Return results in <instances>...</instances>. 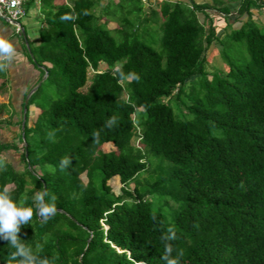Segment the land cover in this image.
Masks as SVG:
<instances>
[{"label": "trees", "instance_id": "obj_1", "mask_svg": "<svg viewBox=\"0 0 264 264\" xmlns=\"http://www.w3.org/2000/svg\"><path fill=\"white\" fill-rule=\"evenodd\" d=\"M101 1L26 2L28 15L40 12L38 40L23 27L22 48L40 75L22 102L25 169L0 161V189L28 207L39 194L57 211H34L18 235L46 264H166V244L177 264H264V32L251 13L264 0H241L246 20L224 36L207 12L230 17L233 0H164L157 10L118 0L97 15ZM228 40L251 59L224 48L226 73L210 76L208 53ZM0 76L5 90L3 64ZM12 148L0 143V157ZM14 251L0 239V264H21Z\"/></svg>", "mask_w": 264, "mask_h": 264}, {"label": "rangeland", "instance_id": "obj_2", "mask_svg": "<svg viewBox=\"0 0 264 264\" xmlns=\"http://www.w3.org/2000/svg\"><path fill=\"white\" fill-rule=\"evenodd\" d=\"M62 2H71V0H60ZM117 2L118 0H102L98 7L96 8V14L101 15V7L106 5L107 2ZM190 1L195 2L196 4H212L215 0H189V2L185 1H179L183 3H190ZM178 2V1H177ZM241 0H233L226 4V6L230 9V17H224L219 12L214 11H208L207 15L213 19L215 22V25L217 26L219 33L221 36L227 35L233 31V29L239 28L243 20H246V16L239 18L237 15V10L240 5ZM38 5V4H37ZM36 9V8H34ZM251 13L253 15V19L256 21L258 26L261 28V30L264 32V8L261 9H252ZM33 11L29 13V15L23 19L20 20V24L26 29L28 36L30 35H36L37 33V27L39 26V21L37 19H32ZM200 19L204 20V16L200 15ZM0 22L8 25L7 22L2 20L0 18ZM108 27L110 29L117 28V23L110 21L108 23ZM10 25V24H9ZM8 25V26H9ZM11 28H14V26L10 25ZM16 35L18 33L15 31ZM161 33H155L149 40V43L158 51H162L161 43ZM22 47L24 44V40H22ZM26 45V43H25ZM27 46V45H26ZM213 48V47H212ZM225 48L227 55L230 57V59L237 61L240 64H244L250 61L251 55L248 51V48L245 43H238L233 41H227V44L223 46H215L214 49L209 51V57H208V63L206 64L207 72L210 74L217 72V73H226L227 70V63L223 60L221 51ZM26 56H28L25 53ZM0 64H6L5 62ZM5 68V67H4ZM106 66L101 65V70H105ZM92 76V72L90 73V77ZM39 74L35 75L34 83L38 81ZM4 92H0V143H8L12 146H15V148H12L10 150H6L2 153L0 157V161L3 163H10L12 164L17 170L24 171L25 169V163L23 160V144L19 141V135H20V127L19 123L21 118V111H22V102L24 100V96H16L13 94H9L7 92V89L3 90ZM8 93V94H6ZM17 97H19L17 99ZM14 98V101H13ZM4 100H9L10 104H4ZM14 102L16 105L17 110L13 108L11 105V102ZM165 102L167 104H170L173 106L174 110L177 112V106L173 102V100L165 99ZM39 111L37 109L32 108L31 109V118H30V125H32L33 121L35 120L37 114ZM23 140V137H22ZM103 150L105 152H109L114 150L113 146L111 144H107L103 147ZM147 178V175H143L141 178V181H144ZM84 181L87 182L86 177H83ZM113 192L116 195L121 194V185L118 181V179H114L110 182ZM134 186H132L133 188ZM13 187H8V190H12Z\"/></svg>", "mask_w": 264, "mask_h": 264}, {"label": "clouds", "instance_id": "obj_3", "mask_svg": "<svg viewBox=\"0 0 264 264\" xmlns=\"http://www.w3.org/2000/svg\"><path fill=\"white\" fill-rule=\"evenodd\" d=\"M21 27L23 28L22 25ZM13 51V42L6 37L0 38V57L10 58ZM109 123H111V121ZM69 163V160L62 159L60 161V167L63 168ZM33 200V207L25 206L23 203H15L6 188L0 189V239L8 241V245L15 250L12 253L13 259L18 258L21 264H46L45 260L37 259L32 249L26 246L24 240L18 234L22 225L30 224L34 211L35 215L39 218L47 219L49 216L56 213L57 208L54 202L44 203L42 196L39 194L34 196ZM174 237L175 234L172 233L163 239L170 241L174 239ZM37 247L39 246L37 245ZM171 253L172 249L166 244L163 259L166 264H177L176 259L170 258ZM177 255H179V253Z\"/></svg>", "mask_w": 264, "mask_h": 264}, {"label": "crops", "instance_id": "obj_4", "mask_svg": "<svg viewBox=\"0 0 264 264\" xmlns=\"http://www.w3.org/2000/svg\"><path fill=\"white\" fill-rule=\"evenodd\" d=\"M146 8L151 7L154 10L158 9V5L164 0H143ZM171 2L177 1H185L189 2V0H169ZM33 11L32 19H37L40 14L38 7L36 9H32ZM38 29V27H37ZM15 28H11L10 26H6L5 24L0 22V38H8L13 42V54L10 58L0 57V63L5 62L4 64L6 71V79L9 81L6 82V89L9 94H13L16 96L25 95L29 92V90L36 85L37 81L34 83L35 75L39 74V71L34 68V66L30 63L29 59L26 57L23 48H22V39L14 34ZM29 39L35 43L38 40V33L36 35L28 36ZM26 43V42H25ZM40 75V74H39ZM5 76H0V92H4L3 88H1L4 82ZM6 93V94H8ZM19 97H17L18 99ZM14 101V98H13ZM11 102V105L15 110H17L14 102ZM9 100H4V104H10Z\"/></svg>", "mask_w": 264, "mask_h": 264}, {"label": "built area", "instance_id": "obj_5", "mask_svg": "<svg viewBox=\"0 0 264 264\" xmlns=\"http://www.w3.org/2000/svg\"><path fill=\"white\" fill-rule=\"evenodd\" d=\"M27 0H0V16L1 18L12 25L13 22H19L27 17ZM17 33L22 32V28L17 25H13Z\"/></svg>", "mask_w": 264, "mask_h": 264}, {"label": "water", "instance_id": "obj_6", "mask_svg": "<svg viewBox=\"0 0 264 264\" xmlns=\"http://www.w3.org/2000/svg\"><path fill=\"white\" fill-rule=\"evenodd\" d=\"M1 18V16H0ZM2 19V18H1ZM3 20V19H2ZM12 25H17V26H20L21 27V24L19 22H13ZM22 28V27H21ZM22 36L23 38L25 39V42H26V45L27 47L29 48V45L27 43V37H26V33H25V30L22 28ZM46 77V76H45ZM44 77V79H45ZM43 79V80H44ZM39 86L35 87L28 95H27V98H26V102H25V107H24V111H23V123H22V132L24 131V126H25V121H26V113H27V110H26V104L28 103V100L29 98L31 97V95L38 89ZM23 141L25 142V138L23 136ZM26 157H27V154H26ZM28 167L30 168V166L28 165Z\"/></svg>", "mask_w": 264, "mask_h": 264}]
</instances>
